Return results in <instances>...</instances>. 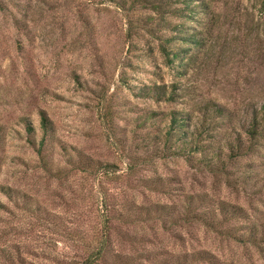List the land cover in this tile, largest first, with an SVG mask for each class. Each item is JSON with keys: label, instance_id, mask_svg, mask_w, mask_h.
<instances>
[{"label": "rangeland", "instance_id": "obj_1", "mask_svg": "<svg viewBox=\"0 0 264 264\" xmlns=\"http://www.w3.org/2000/svg\"><path fill=\"white\" fill-rule=\"evenodd\" d=\"M190 2L179 14L164 0H0V186L11 189L0 187V264H81L108 227L132 264L201 249L264 264V242L183 218L187 195L201 194L206 206L240 204L264 231V134L223 166L174 154L165 138L171 110L197 122L208 100L232 116L209 146L238 131L249 141L264 101V12L260 0Z\"/></svg>", "mask_w": 264, "mask_h": 264}, {"label": "trees", "instance_id": "obj_2", "mask_svg": "<svg viewBox=\"0 0 264 264\" xmlns=\"http://www.w3.org/2000/svg\"><path fill=\"white\" fill-rule=\"evenodd\" d=\"M164 1L166 2L165 7H168L170 11H177V8L182 9L183 11H177L179 14H183L184 9H194L199 5V3H191V0ZM174 3L183 4L181 6H173ZM260 8L264 12V0H260ZM192 35L194 33H190L188 36L190 37ZM148 89L156 97H165L166 95V89L163 85L152 84ZM173 95L174 91H171L167 97H172ZM198 110L200 117L197 122L192 121L193 115L188 110H171L169 115L170 122L165 130V138L169 142L166 146L170 149L173 148L172 153L185 154L189 159L196 158L207 166L217 162H220L223 166L225 155L232 158L238 154L245 153L247 150L252 149L255 143L254 141H256L258 136L264 134V101L259 106H253L250 110L249 119L244 127V132L248 136V142L244 141L241 133L238 131L234 136H232L233 133H230V136L225 138L222 145L209 146L212 143V137L215 136V133L211 132L210 129L214 126L217 127L221 124L230 123L232 116L230 111L227 112L223 106L216 105L208 100L201 103ZM41 125L43 134L36 145V150L39 153L44 149L45 142L48 139L47 135L50 132V126L45 114L41 116ZM27 126L28 130L31 131V125L28 123ZM29 139L35 145L33 136H30ZM243 176H245L244 178H248L247 174ZM0 187L7 194L11 193V189L8 186L1 185ZM195 196L199 204H196ZM206 203L209 202H206L205 198L201 197V194H188L185 203L186 212L183 218L190 217L202 221L209 227L215 228L218 232L227 237H231L237 242L262 247L264 231L262 230L261 224L256 221H249L248 213L240 204L224 199L214 200L207 206L204 205ZM153 210L159 215L169 214V210H163L157 204ZM146 212H151V209L147 207ZM105 225L107 224L105 223ZM127 239H130L133 243L131 237ZM134 241H139V239ZM111 244L112 239L108 227L101 233L98 244L91 250L81 264H108L110 263V259L115 264H132L133 258L131 255H123L118 251H113L110 247ZM198 261H205L210 264H243L237 262L235 259H222L206 249L182 252L181 254L173 256L168 264L171 262H174V264H199Z\"/></svg>", "mask_w": 264, "mask_h": 264}]
</instances>
